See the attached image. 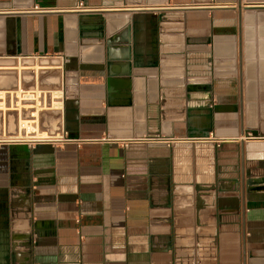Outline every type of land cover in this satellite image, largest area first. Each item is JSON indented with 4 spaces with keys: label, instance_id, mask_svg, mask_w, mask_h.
Returning <instances> with one entry per match:
<instances>
[{
    "label": "crops",
    "instance_id": "obj_1",
    "mask_svg": "<svg viewBox=\"0 0 264 264\" xmlns=\"http://www.w3.org/2000/svg\"><path fill=\"white\" fill-rule=\"evenodd\" d=\"M0 94V264H264V0H0Z\"/></svg>",
    "mask_w": 264,
    "mask_h": 264
},
{
    "label": "built area",
    "instance_id": "obj_2",
    "mask_svg": "<svg viewBox=\"0 0 264 264\" xmlns=\"http://www.w3.org/2000/svg\"><path fill=\"white\" fill-rule=\"evenodd\" d=\"M81 5V4H80ZM82 6V5H81ZM34 98V97H32V95L31 96H26V97H23V103L22 104H27V103H29L30 101H34V100H27V99H25V98ZM19 100V99H18ZM17 100V101H18ZM27 101V102H26ZM21 102V101H20ZM4 103H5V106L7 107V109L8 110H6V112H8V111H14V113H16V114H18V118L19 117H21L22 116V114H23V111H28V110H30V109H26V108H19V110L17 111V108L18 107H16L15 106V108H14V110H9V106H7V103L5 102V100H4ZM29 104H31V103H29ZM12 105H13V103H12ZM15 105H17V103L15 104ZM40 105V104H39ZM46 105V104H45ZM24 106V105H23ZM32 106H34L33 104H32ZM48 109L50 108L51 109V102L48 104ZM32 109V108H31ZM0 114H2V122H1V124H0V128L2 129V130H5V127H6V121H5V112L4 111H0ZM32 121H34V119L32 118ZM18 126H19V121H18Z\"/></svg>",
    "mask_w": 264,
    "mask_h": 264
},
{
    "label": "bare ground",
    "instance_id": "obj_3",
    "mask_svg": "<svg viewBox=\"0 0 264 264\" xmlns=\"http://www.w3.org/2000/svg\"><path fill=\"white\" fill-rule=\"evenodd\" d=\"M0 95H2V94H0ZM18 105H20V104L18 103ZM3 109H4V104L0 102V110H3ZM21 122L24 123V126L27 128L28 132L31 131V128H30V126L28 125L29 122H27V121H21ZM21 122H20V123H21ZM20 127L24 129V127L21 126V124H20ZM26 128H25V129H26ZM27 130H26V131H27Z\"/></svg>",
    "mask_w": 264,
    "mask_h": 264
},
{
    "label": "rangeland",
    "instance_id": "obj_4",
    "mask_svg": "<svg viewBox=\"0 0 264 264\" xmlns=\"http://www.w3.org/2000/svg\"><path fill=\"white\" fill-rule=\"evenodd\" d=\"M4 112H5V118L6 116L8 117V115L12 116V114H14V111H8V112L4 111Z\"/></svg>",
    "mask_w": 264,
    "mask_h": 264
}]
</instances>
